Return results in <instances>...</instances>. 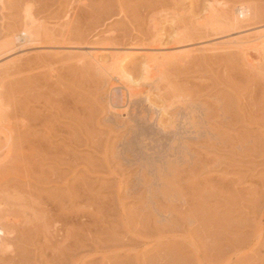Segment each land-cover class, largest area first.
Returning a JSON list of instances; mask_svg holds the SVG:
<instances>
[{
	"label": "rangeland",
	"instance_id": "1",
	"mask_svg": "<svg viewBox=\"0 0 264 264\" xmlns=\"http://www.w3.org/2000/svg\"><path fill=\"white\" fill-rule=\"evenodd\" d=\"M234 1H243L254 8L262 19L259 17L257 24L229 36L241 37L264 29V0ZM203 3L204 0H0V45L13 41L11 49H14L0 58V66L13 58L22 64L17 61L21 67L15 62L14 69L11 68L18 74L12 73L10 68L6 69L7 76L5 69L6 73H0L3 119H0V131L17 138L10 145L2 141L0 161L12 152L14 162L23 156L17 158L19 166L14 162L12 166L24 168L25 162L29 163L25 168H31L27 169L29 173L17 168V175L11 168L14 175L9 176L8 170L7 177L3 179V174L0 177V184L5 187L0 189L5 192L9 187L6 192L11 197L10 202L14 201L5 208L2 206L5 198L9 200L10 197L2 195L5 200H0V209L4 207L2 210L6 212L0 214L6 213L5 219L11 215L17 217L15 221L3 218V222H20L8 240L12 251L9 253L14 258L7 253L4 256L9 258L3 257L10 262L0 257L2 264V260L4 264H44L46 258H49L46 263L54 259L48 264H72L74 261V264H264V53L258 68L250 69L236 54L197 52L192 59L171 61L164 65L162 72L155 70L150 80L155 83L152 87V82L144 79L142 57L131 56L125 61L123 70L131 80L142 85L136 86L137 90L145 93L151 89L149 100L156 107L148 106L143 96H137L128 102L127 114L122 117L108 109L109 103L122 107V98L119 90L109 92L103 74L86 63L79 64L68 58L70 61H67L65 55L62 60L54 56L55 50L68 47L83 52L103 45H113L122 51L134 46L151 47L154 30L149 20L166 13L172 16V12L185 15L174 25L160 21L161 47L170 46L176 52L201 49L205 46L202 44L213 43L211 37L200 41L195 37L191 45L173 47L168 36L174 32H179L177 35L192 33L196 29L194 18L199 16ZM25 6L33 9V17L39 25L58 28L73 23L70 25L75 35L73 44L67 43L65 47L31 44V47L23 43L18 33ZM178 16L176 18H180ZM14 34L19 40H13ZM74 41H78L77 44ZM23 47L26 49L22 50ZM21 56L26 59L23 61ZM155 85L163 89L158 94L153 91ZM158 106L166 107L168 115H161ZM157 119L166 131L157 125ZM11 164L7 162L6 165ZM30 201L33 208L38 205L44 213L33 209L30 214ZM38 203L47 207L48 214ZM58 206H62V210L66 208L65 211ZM73 208L78 209L77 216L81 212L79 220L75 213L70 214ZM25 215L27 217L23 218ZM41 218L42 225L55 221H52L53 229L49 224L46 228L39 225ZM44 219L50 221L45 223ZM26 229L28 233L30 230V235L22 236ZM61 229L68 233L74 231L79 237L72 233V242L69 234L63 239L65 234H61ZM51 230L52 235L59 233L61 238L59 235L53 238ZM50 235L53 243L47 239ZM23 237L28 238L26 242ZM46 239L49 246L43 242ZM28 240L32 246L27 244ZM55 246L65 251L54 254Z\"/></svg>",
	"mask_w": 264,
	"mask_h": 264
},
{
	"label": "bare ground",
	"instance_id": "2",
	"mask_svg": "<svg viewBox=\"0 0 264 264\" xmlns=\"http://www.w3.org/2000/svg\"><path fill=\"white\" fill-rule=\"evenodd\" d=\"M183 1V0H182ZM233 2H227V1H225V0H204V3H203V5H201L202 6V8L200 7V11L198 12L199 13V16H195L196 18H194L195 19V21H194V23H195V27H196V29L192 32V33H187L186 35H184V33H183V35H177V33H179V32H177V33H175L174 32V34L173 35H171V34H169L170 36H168V38L172 41V46L173 45H180L181 46V44H184V45H191V43L193 42L194 43V41L196 40V38H197V40H202V39H207V38H212V44H202V45H205L204 47L202 46V48L201 49H198V50H196V48L195 49H192V50H184L183 52L181 51V49H180V51L181 52H179V51H177L176 52V50L174 49V48H170V46H169V48H168V46H167V48H165V47H161V40H162V38H163V36H162V34H160L161 32H160V30H158V26H159V24L161 23V22H163V23H168V24H170V25H174V24H177V22L181 19V18H183V15H185V14H182V13H180V14H182L181 16H180V18H176V16H178L177 14L178 13H176L175 15H173V12H172V16H171V14L170 15H168L167 13L165 14V15H163L162 17H159V18H152V19H150L149 21L151 22V24H152V29L154 30L153 31V37H154V41H153V45L151 46V47H149L148 45H146L148 48H134V47H131V49H128V50H126V51H122V49L120 50V49H117V48H114V47H116V46H114L113 47V45H112V47H110V46H105V45H103V47H99V46H101V45H98V47L99 48H94V50H93V48H92V50L91 51H88V52H83L82 50H76L75 48H72V47H68V48H64V49H59V50H55L54 52L56 53V51L58 52V53H54V52H52V53H54V56L55 57H57V56H59L60 58L63 56V55H65V60H67V58L68 59H70V60H75L76 62H78L79 64H85L86 63V65H89V67L91 66V68H94V69H96V70H98V72L99 73H101V75L103 74L105 77H102V78H105L106 80H107V82H108V88H109V92H112V91H117V90H119L120 91V93H121V98H122V107H117V106H115L113 103H109V105H108V109L112 112V113H114L115 115H117V116H119V117H122V115H124L125 113L127 114V112L125 111L126 110V106H127V104H128V102L131 100L132 101V99H134V98H136L137 96H140V97H142L143 96V100L147 103V105L148 106H150V107H152V108H155L156 106V104L154 105L152 102L150 103V100H149V94H150V90H147V92L145 91V93L142 91V90H140L139 88L142 86H139V84H138V82H134L133 80H131V78H130V76H128L127 74H125V72H124V70H123V65H124V63H125V61L127 60V59H129L131 56H140V57H142V62H141V66H142V73H143V75H144V79L145 80H153L152 79V75H153V73L155 72V70H158V71H164V70H162V68L164 67V65H166V64H168V63H171V61H177V62H179V60L181 61L182 59L183 60H187V59H189V58H194V54H196L197 52H205V53H211V54H215V55H217L218 53H227L226 55H228V53H232V54H236L242 61H240V62H243L245 65V67H248V68H250V69H257L258 68V66H259V64L261 63L260 61H261V59H262V54L264 53V29L262 28V30L260 29V30H258V31H256L255 30V32L253 31L252 32V34H249L248 32V34H246L245 33V36H238V37H232V36H229V35H232L233 33L235 34V33H237V31H242V29H245V28H248V27H251V26H253V25H255V24H257V22L258 21H260L259 19L261 18L260 17V14H258V13H256V10H254V8H252V7H250V6H247V4H244L243 3V1L241 2V1H234V0H232ZM25 2V1H24ZM193 2V1H192ZM245 2V1H244ZM33 4V3H32ZM163 4V3H162ZM173 4V3H172ZM178 4V3H177ZM177 4H175L174 6L176 7V5ZM166 5V4H165ZM36 6V5H35ZM41 6V5H40ZM69 6V5H68ZM78 6V5H77ZM86 6V5H85ZM156 6V5H155ZM26 8H24V10H23V17H22V26H21V30L19 31V33L18 34H20L21 36H22V40H23V43H27V45L29 44L30 46H31V44H33V45H36V44H41V45H47V47L50 45L51 47L53 46V45H58L59 47L60 46H64L65 44H69V43H72L73 44V42H72V40L75 38V35H73L74 33L73 32H71L70 30H74V29H70V25H73V23L72 24H70V25H66V24H63V26L62 25H59L58 26V28L56 27V28H53V27H51V28H49L48 26L46 27V26H43V24L42 25H39L38 24V22H37V20H35V18L33 17V9H32V11L30 10L31 8H27V6H25ZM34 7V6H33ZM146 7V6H145ZM159 7V6H158ZM199 7V6H198ZM255 7V6H254ZM42 8V7H41ZM73 8V7H72ZM88 8V7H87ZM178 8V7H177ZM19 9H20V7H19ZM40 9V8H39ZM145 9V8H144ZM147 9V8H146ZM149 9V8H148ZM147 9V10H148ZM174 9V8H173ZM35 10V9H34ZM80 10V9H79ZM150 10V9H149ZM177 10V9H176ZM20 11V10H19ZM152 11H153V8H152ZM121 12V11H120ZM79 13H81V11L79 12ZM83 13V12H82ZM86 13V12H85ZM164 13H165V11H164ZM169 13V12H168ZM175 13V12H174ZM186 13V12H185ZM87 14V13H86ZM188 14H189V12H188ZM77 15V14H76ZM195 15V14H194ZM38 16V15H37ZM73 16V15H72ZM155 16V15H154ZM178 16V17H179ZM189 16H192L191 15V13H190V15ZM21 17V16H20ZM74 17V16H73ZM143 17V16H142ZM148 17H150V15L148 16ZM185 17V16H184ZM260 17V18H259ZM37 18V17H36ZM69 18V17H68ZM192 18V17H191ZM39 19V18H38ZM75 19V18H74ZM73 18H72V20H74ZM185 19H186V17H185ZM190 19V18H189ZM262 19V18H261ZM141 20V19H140ZM143 20H145V19H143ZM159 20V21H158ZM162 20V21H161ZM264 20V19H263ZM161 21V22H160ZM187 21V20H186ZM180 22V21H179ZM193 21H191L190 23H192ZM40 23V22H39ZM68 23V22H67ZM162 23V24H163ZM183 23V22H182ZM62 24V23H61ZM149 24V23H148ZM147 24V25H148ZM164 24V25H165ZM216 24V25H215ZM260 24H261V22H260ZM66 25V26H65ZM161 25V24H160ZM179 25V24H178ZM162 26V25H161ZM179 27V26H178ZM20 28V27H19ZM73 28V27H72ZM161 28V27H160ZM163 28V27H162ZM174 28V27H173ZM150 29V28H149ZM252 29V28H251ZM192 30V29H191ZM17 31V30H16ZM75 31H76V29H75ZM239 31V32H240ZM246 31V30H245ZM250 32V31H249ZM14 33H16V32H14ZM78 33V32H77ZM173 33V32H172ZM76 34V33H75ZM196 35V36H195ZM18 36H15V34H14V36H13V40L14 39H17V40H19L18 38H17ZM196 37V38H195ZM77 39V38H76ZM78 40V39H77ZM170 41V42H171ZM205 41V40H204ZM203 41V42H204ZM75 42V41H74ZM78 42V41H77ZM77 42H75L76 44H77ZM197 42V41H196ZM192 43V44H193ZM12 44H13V41H9L8 43H6L5 45H0V58L1 57H3V56H6V55H9L10 53H12V51L14 52V49L12 48L11 49V47H13L12 46ZM26 45V44H25ZM26 45V46H27ZM170 45H171V43H170ZM20 46V45H19ZM62 46V47H63ZM69 46V45H68ZM163 46V45H162ZM32 47V46H31ZM40 47H42V46H40ZM65 47V46H64ZM67 47V46H66ZM174 47V46H173ZM176 47V46H175ZM185 47V46H184ZM118 48H119V46H118ZM188 48H190V47H188ZM200 48V47H199ZM16 49V48H15ZM23 49H26V48H22V50ZM91 49V48H90ZM20 50V49H19ZM45 50V49H44ZM49 50V49H48ZM175 50V51H174ZM40 53H41V51H39ZM82 53V54H75V53ZM44 53V52H43ZM46 53V52H45ZM14 54H16V53H14ZM18 54V53H17ZM199 54V53H198ZM202 54V53H201ZM42 55V54H41ZM40 55V56H41ZM50 55V54H49ZM205 55V54H204ZM212 55V56H213ZM230 56H231V54H229ZM43 56V55H42ZM41 56V57H42ZM46 56H48V54L46 55ZM51 56V55H50ZM53 56V55H52ZM67 56V57H66ZM199 56V55H198ZM232 56H234V55H232ZM11 57V56H10ZM10 57H8V59L10 58ZM24 57H26V54H25V56ZM24 57H22L21 56V58L20 59H22L23 60V58ZM197 57V56H196ZM59 58V59H60ZM191 58V59H192ZM14 59V58H13ZM10 59V61L8 62L7 61V64H5V65H1L0 66V73L1 72H8L7 74H5L6 76L9 74V71H7L9 68V70H11L12 71V73L14 72V74H18L19 72L18 71H16V72H18V73H15V70L13 71L12 69H14L13 67H15V66H13V65H15V62H16V64L19 62L18 60V62L17 61H15L16 59ZM19 59V60H20ZM24 59H26V58H24ZM28 59V58H27ZM64 59V58H63ZM4 60H7V59H4ZM12 60V61H11ZM55 60V59H54ZM57 60H58V58H57ZM61 60H62V58H61ZM64 60V61H65ZM70 60H67V61H70ZM182 60V61H183ZM24 61V60H23ZM181 61V62H182ZM21 62V61H20ZM19 62V63H20ZM75 62V63H76ZM181 62H180V64H181ZM18 63V65H19V67H21L20 66V64ZM88 63V64H87ZM71 64H72V61H71ZM74 64V63H73ZM173 64V63H172ZM171 64V65H172ZM175 64H178V63H175ZM22 65V64H21ZM76 65V64H75ZM170 65V64H169ZM13 66V67H12ZM73 66V65H72ZM167 66V65H166ZM264 66V65H263ZM18 67V66H17ZM18 67V69H20ZM73 67H75V66H73ZM78 67V66H77ZM83 67V66H82ZM8 68V69H7ZM12 68V69H11ZM87 68V67H86ZM5 69V71H3ZM7 69V70H6ZM15 69H17V68H15ZM246 69V68H245ZM50 70H53V69H50ZM5 72V73H6ZM97 72V71H96ZM251 72V71H250ZM11 73V74H12ZM4 74V73H3ZM99 75V74H98ZM9 76H11V75H9ZM8 76V77H9ZM49 76V75H48ZM31 77V76H30ZM2 78V77H1ZM0 78V79H1ZM32 78V77H31ZM140 78H142V77H140ZM3 79H5V78H3ZM54 80V79H53ZM139 80V79H138ZM146 81V82H147ZM147 82V83H150V82H152V81H150V82ZM141 82V81H140ZM145 82V83H146ZM144 83V84H145ZM146 83V84H147ZM160 83V82H159ZM152 84H155V83H151V87H152ZM15 85V83L13 84V85H11V88H12V86H14ZM150 85V84H149ZM156 85H160V84H157L156 83ZM154 86V90L153 91H156V94H158L159 92H161L162 90H161V88H159V87H157V86ZM4 86V85H3ZM136 86L138 87L139 86V90H137V88H136ZM2 87V86H1ZM10 87V86H9ZM162 87V86H161ZM136 88V89H135ZM145 88H146V85H145ZM144 88V89H145ZM1 90V89H0ZM3 90V89H2ZM10 90H12V89H10ZM12 91H14V88H13V90ZM165 91V90H164ZM11 92V91H10ZM8 94H9V92H8ZM160 96V95H159ZM0 98H2V97H0ZM139 98V97H138ZM2 100V99H1ZM138 100V99H137ZM164 100V99H163ZM108 102V101H107ZM153 104V105H152ZM161 104H164V103H161ZM172 104V103H171ZM121 105H119V106H121ZM167 105V104H166ZM202 105V104H201ZM153 106H155V107H153ZM158 107H160V106H158ZM172 107V106H171ZM128 108V107H127ZM151 108V109H152ZM170 108V107H169ZM168 107H167V109H169ZM1 109V108H0ZM186 109V108H185ZM157 110L159 111V113L161 114V115H163V114H167L168 115V110H166V107H160V108H157ZM184 110V109H183ZM157 111V112H158ZM4 112V111H3ZM6 112V111H5ZM4 112V113H5ZM59 112V111H58ZM170 112V111H169ZM175 112V111H174ZM173 112V113H174ZM177 112H178V110H177ZM184 112H185V110H184ZM208 111H206V113H207ZM57 113V112H56ZM110 113V112H109ZM111 113V114H112ZM64 114V113H63ZM129 114V113H128ZM171 114V113H170ZM191 114V113H190ZM166 115V116H167ZM176 116H177V114H175ZM2 115H1V110H0V119H2V117H1ZM8 116V115H7ZM61 116V115H60ZM153 116V115H152ZM4 117V116H3ZM6 117V116H5ZM56 117V116H55ZM151 117V116H150ZM160 117V116H159ZM168 117V116H167ZM173 117H174V115H173ZM192 118H193V116H191ZM204 118H205V116H204ZM49 119H51V118H48L47 120H49ZM161 119V118H160ZM170 119H174V118H170ZM3 120V119H2ZM46 120V119H45ZM55 120V119H54ZM122 120V119H121ZM158 120V119H157ZM50 121V120H49ZM150 121V120H149ZM161 121V120H160ZM175 121V120H174ZM1 122V121H0ZM51 122H52V120H51ZM153 122V121H152ZM8 123V122H7ZM156 123H158L157 125H159L160 126V128H161V122H160V124H159V120L158 121H156ZM170 123V122H169ZM174 123V122H173ZM191 123H193L192 121H191ZM189 124H190V122H189ZM170 125V124H169ZM168 125V126H169ZM163 128V127H162ZM161 128V129H162ZM171 128H172V126H171ZM11 129V128H10ZM164 129V128H163ZM163 129H162V131H163ZM166 130H167V128H166ZM165 129H164V131H166ZM172 130V129H171ZM49 131V130H48ZM174 131V130H173ZM7 132V131H6ZM48 133V132H47ZM50 133V132H49ZM175 133V132H174ZM47 135H49V134H47ZM3 139V140H2ZM13 139H17V138H15V136H13L11 133L10 134H6V133H4L3 131H0V145H2V141H4L3 143L5 144V145H10L11 144V142H13L14 140ZM16 143V142H15ZM14 143V144H15ZM21 143V142H20ZM30 143V142H29ZM3 146V145H2ZM2 146H0V148L2 147ZM11 148V147H10ZM2 149V148H1ZM12 149H14V148H12ZM10 150V149H9ZM11 151V150H10ZM13 151V150H12ZM42 152V151H41ZM10 153H12V152H9V153H7L8 155L6 156H4L5 158H3V160L2 161H0L1 163L3 162V163H5L6 161L8 162V164L10 163H12V164H14L15 163V165L16 164H18V166H19V163L17 162V160L18 159H21V158H23V156L22 157H17V155L16 156H14V157H17L16 158V162H14V160H12V156H11V154ZM20 155V154H19ZM21 156V155H20ZM1 157V156H0ZM40 157V156H39ZM11 158V159H10ZM10 159V161L12 160V162H10V161H8ZM26 159V158H25ZM20 161V160H19ZM22 161V160H21ZM7 162H6V164H7ZM14 162V163H13ZM0 163V168H1V173H0V177H1V175L3 174V179L5 178V177H7L6 175H7V173H8V170L11 172H9L8 173V175L10 176V175H12L13 173L15 174V175H17L18 173H19V170L17 169V168H19L20 170H21V172H22V170H23V172L25 173V172H27V169H29V168H25L26 166L25 165H27V164H29V163H26L25 164V162H24V168H25V171H24V168L23 167H18V166H15V165H13L12 166V164L11 165H6V164H1ZM23 164V163H22ZM22 164H20V165H22ZM2 165H4V167L2 168ZM10 166H12V167H10ZM27 166H29V165H27ZM35 166V165H34ZM13 167H15V168H13ZM37 167V166H36ZM9 168V169H8ZM11 168H12V170L14 171L13 173H12V170H11ZM39 168V167H38ZM6 169V170H5ZM18 170V171H17ZM30 170H31V168H30ZM2 171L4 172V173H2ZM29 171V170H28ZM43 171V170H42ZM18 172V173H17ZM39 172V171H38ZM27 173H29V172H27ZM26 173V174H27ZM40 173V172H39ZM13 174V175H14ZM42 174V173H41ZM31 175V174H30ZM8 176V177H9ZM24 176V175H23ZM43 176V175H42ZM48 176H49V174H48ZM55 176V175H54ZM1 177V178H2ZM45 177V176H44ZM47 177V176H46ZM51 177V176H50ZM37 178H39L38 179V181L40 180L41 181V176H38ZM44 178H42V180H43ZM46 179V178H45ZM49 179H51V178H49ZM1 180V179H0ZM8 181H9V179H7ZM11 180V179H10ZM53 180V179H52ZM6 181V180H5ZM50 181V180H49ZM56 181V180H55ZM77 181V180H76ZM145 181V180H144ZM14 182V181H13ZM45 182V184L47 183L46 181H44ZM57 182V181H56ZM27 183H28V181H27ZM40 183V182H39ZM42 183V185L44 184L43 182H41ZM49 183V182H48ZM55 183V182H54ZM145 183H146V181H145ZM5 184H6V182H5ZM50 184V183H49ZM9 185V184H8ZM2 186V187H1ZM6 186V185H5ZM9 186H11V184L9 185ZM16 186V185H15ZM25 186V185H24ZM29 186V185H28ZM30 186H31V184H30ZM53 186V185H52ZM77 186V185H76ZM27 187V186H26ZM39 187V186H38ZM55 187V186H54ZM63 187H64V185H63ZM78 187V186H77ZM76 187V188H77ZM0 188H4L5 189V187H3V185H1L0 184ZM9 188V187H8ZM7 187H6V190H5V192H3V190L2 189H0V197H2V198H0V200L1 199H4L5 197H8L9 195L7 194V189H8ZM25 188V187H24ZM28 188V187H27ZM26 188V189H27ZM43 188V187H42ZM67 188V187H66ZM73 189V188H72ZM13 190V189H12ZM12 190L10 191V194H11V192H12ZM74 190H76V189H74ZM2 191V192H1ZM17 190H15V192H16ZM19 191V190H18ZM31 191V190H30ZM34 191V190H33ZM21 192V191H20ZM38 192V191H37ZM60 193H61V190L59 191ZM4 193V194H3ZM9 193V192H8ZM18 193V192H17ZM64 193V192H63ZM7 194V195H6ZM24 194V193H23ZM68 194V193H67ZM5 196V197H3V196ZM73 195H74V193H73ZM72 195V196H73ZM33 196H35V195H33ZM65 196V195H64ZM67 196V195H66ZM77 196V195H76ZM10 197V196H9ZM30 197V196H29ZM63 197V196H62ZM20 198V197H19ZM35 198V197H34ZM41 198V197H40ZM43 198V197H42ZM51 199H53L54 197H50ZM60 198V197H59ZM64 198V197H63ZM76 198V197H75ZM74 198V199H75ZM6 199V200H5ZM4 200H5V203H3V205L2 206H4L5 205V208H6V205H8V204H13L14 203V201H13V203H11L10 202V199H11V197L9 198V200H8V198H5ZM22 199H24V198H22ZM27 199V198H26ZM44 199H45V197H44ZM51 199H48L49 201L51 200ZM55 199V198H54ZM66 199V198H65ZM68 199H69V197H68ZM4 200L2 201V202H4ZM30 200V199H29ZM38 200V199H37ZM57 200V199H56ZM73 200V199H72ZM80 200V199H79ZM10 203H9V202ZM18 201V200H17ZM28 201V200H27ZM66 201V200H65ZM69 201V200H68ZM77 201V200H76ZM76 201H74L75 203H76ZM6 202H8V203H6ZM34 202H36V204H37V201H34ZM43 202V201H42ZM52 202V201H51ZM56 202V201H55ZM61 202V201H60ZM59 202V203H60ZM79 202V201H78ZM29 203H31V201L29 202ZM28 203V204H29ZM44 203V202H43ZM58 203V202H57ZM70 203V202H69ZM73 203V202H72ZM33 203H31V204H29L30 206L32 205ZM39 204V203H38ZM24 205V204H23ZM27 205V204H26ZM26 205H24V206H26ZM59 205V204H58ZM60 205H62V203L60 204ZM76 205V204H75ZM78 205V204H77ZM76 205V206H77ZM1 206V207H2ZM39 206H40V209H42V208H44V210L45 209H47V207L45 208L44 206H41L40 204H39ZM49 206V205H48ZM62 206H64V205H62ZM62 206H60L61 208H63ZM69 206V205H68ZM71 206V205H70ZM72 206H74V203H73V205ZM71 206V207H72ZM76 206H75V208H76ZM32 207V206H31ZM31 207L30 208H28L29 209V212H30V214L32 213V212H34V211H31V210H33V209H37L38 210V212L39 211H42L43 212V209L42 210H39V207H38V205L37 206H35L34 205V208L32 207V209H31ZM36 207H38V208H36ZM59 207V206H58ZM57 207V208H58ZM59 207V209H61ZM80 206H78V208H79ZM4 207H2V209H3ZM18 208H20V207H18ZM25 208V207H24ZM27 208V207H26ZM2 209H0V213H1V211H3ZM65 209L66 208H64V210H62V212L63 211H65ZM68 209V208H67ZM71 210H72V208H70ZM7 210V209H6ZM21 210V209H20ZM49 210V209H48ZM50 210H52V209H50ZM57 210V209H56ZM73 210L75 211H69V212H72V213H70V214H74V215H76V210H77V212H78V209H74L73 208ZM16 210L14 209V212H15ZM60 211V210H59ZM59 211H56L57 213L59 212ZM66 211H68V210H66ZM3 212H6V211H3ZM2 212V213H3ZM35 212H37V211H35ZM45 214H48L47 213V211L45 210ZM61 212V211H60ZM58 213L59 215H62L61 213ZM7 213H8V211H7ZM41 213V212H40ZM44 213V212H43ZM42 213V214H43ZM52 213V212H51ZM50 213V214H51ZM57 213H55L56 215H57ZM4 214H5V216L7 215L6 213H3V214H0V217H2V218H0V257L2 258L4 255H6L7 253H8V255L7 256H10V257H12V259L14 258L12 255H10V253L12 252L11 250H10V247H9V243H8V240L10 239L11 240V235H12V232H13V230L15 231V229L17 228V225L16 224H20V222H18V223H12L13 221H15L16 220V218L17 217H14V216H12L11 215V213L9 214V215H11V217L10 216H7L6 217V219H5V217H4ZM19 214V213H18ZM24 214V213H23ZM28 214L29 213H27V216H28ZM33 214V213H32ZM49 214V215H50ZM65 214H66V212L64 213V217H65ZM69 214V213H68ZM79 214L81 215V212H79ZM78 214V215H79ZM16 215V214H15ZM38 215V214H37ZM55 215V217L56 218H58L57 216ZM72 216V218L73 217H75V216ZM80 215L79 216H77L76 215V218L77 217H80ZM17 216V215H16ZM21 216H23V215H21ZM20 216V219L22 220L23 218H25V217H27L26 215L22 218ZM31 216V215H30ZM32 216H34V215H32ZM36 216V215H35ZM34 216V217H35ZM42 216V215H41ZM44 216V215H43ZM53 217H54V212H53V215H52ZM70 216V215H69ZM68 216V217H69ZM82 216H83V214H82ZM169 216V215H168ZM10 218L11 220H13L12 222L11 221H5V222H3V218H4V220H8L7 218ZM33 217V218H34ZM37 217V216H36ZM52 217V218H53ZM60 217H62V216H60ZM59 217V218H60ZM13 218H15V219H13ZM42 218H44V217H42ZM42 218L39 220V223H41V224H39V225H42V222H40L41 220H42ZM47 218V217H46ZM50 218H51V216H50ZM49 218V219H50ZM51 218V219H52ZM63 218V217H62ZM61 218V219H62ZM66 218V217H65ZM81 218V217H80ZM80 218H77L78 220L80 219ZM167 218V217H166ZM1 219H2V221H1ZM30 219V218H29ZM49 219H44L45 220V223H46V221H48ZM55 219V218H54ZM61 219H58V220H60L59 221V223L61 222ZM74 219V218H73ZM76 219V220H77ZM165 219V218H164ZM56 221H57V219H55ZM20 221V220H19ZM22 221H26L25 219L24 220H22ZM30 221H31V219H30ZM50 221V220H49ZM52 221L53 220H51L50 222H51V224H49L48 222L46 223L48 226H50L51 227V229H53V227H52ZM63 221H64V218H63ZM17 222V221H16ZM28 221H26V223H27ZM53 222H55V221H53ZM66 222H67V219H66ZM71 222V221H70ZM79 222H81V221H79ZM79 222H77V223H79ZM25 223V224H26ZM34 223V222H33ZM32 223V224H33ZM57 223V222H56ZM65 223V222H64ZM76 223V224H77ZM21 224H23L22 222H21ZM27 224H29V222L27 223ZM35 224H37V223H35ZM34 224V225H35ZM46 224H44L43 223V225H45V228H46ZM63 224V223H62ZM67 224H70V223H67ZM67 224L66 225H64V226H67ZM74 224H75V222H74ZM79 224H82V223H79ZM13 225V226H12ZM16 225V226H15ZM31 225V224H30ZM39 225H37L38 227H39ZM42 225V226H43ZM15 226V227H14ZM20 226L21 225H18V227L20 228ZM24 226H26V225H24ZM33 226V225H32ZM36 226V225H35ZM34 226V227H35ZM70 226L73 228V226L70 224ZM11 227H13L12 229H11ZM27 227V226H26ZM25 227V228H26ZM41 227V226H40ZM61 227H62V225H61ZM60 227V228H61ZM71 227H69V229L71 228ZM75 227V226H74ZM77 227H79L78 226V224H77ZM19 228H18V230H19ZM29 228V227H28ZM36 228V227H35ZM34 228V229H35ZM42 228V227H41ZM64 228H66V227H63L62 229H64ZM68 228V227H67ZM76 228V227H75ZM74 228V229H75ZM30 229V228H29ZM33 229V228H32ZM32 229H31V231H32ZM38 229V228H37ZM40 229V228H39ZM44 229V228H43ZM50 229V228H49ZM57 229V228H56ZM55 229V232L58 230H56ZM62 229H61V231H62ZM74 229H72V231L74 230ZM76 229H78V228H76ZM75 229V230H76ZM81 229H82V227H81ZM12 230V231H11ZM25 230V229H24ZM36 230V229H35ZM60 230V229H59ZM88 230V229H87ZM17 231V230H16ZM26 231L27 232H25V231H22V232H24V234L22 233V236H24V235H30L29 233H30V230H29V233H28V230L26 229ZM34 231V230H33ZM39 231V230H38ZM37 231V232H38ZM44 231V230H43ZM64 231V232H63ZM62 232H61V234L63 235V233L65 234V235H60L59 233L58 234H56V236H54V234L52 235V233H53V230H51V232H50V234L53 236V238L54 237H58V235H59V237L61 238V236H62V238L64 237L65 238V236L66 235H68L69 234V238L72 236V233H73V235H77V234H74V231L73 232H71V233H68L69 231L67 230L66 231V229L65 230H63ZM81 231V230H80ZM18 232V231H17ZM40 232H42V229H40ZM40 232H39V234H40ZM58 232V231H57ZM79 231H77V233H78ZM16 233V232H15ZM15 233H14V237H15ZM26 233H28V234H26ZM32 233V232H31ZM45 233V231L43 232V234ZM47 233V232H46ZM45 233V234H46ZM75 233H76V231H75ZM37 234V233H36ZM38 234V235H39ZM44 234V235H45ZM20 235V234H19ZM41 235H42V233H41ZM40 235V236H41ZM44 235H42V237L45 239V237L47 236V234H46V236L44 237ZM48 235H49V233H48ZM51 235L50 236H48V240L50 239V241H51ZM31 236H32V234H31ZM37 236V235H36ZM78 237H79V235H77ZM68 237V236H67ZM17 238V237H16ZM24 238V237H23ZM28 238H30V236H28ZM27 237L26 238H24V239H22V240H25V239H28ZM37 238V237H36ZM41 238V237H40ZM63 238V239H64ZM68 238V239H69ZM77 238V237H76ZM75 238V239H76ZM42 239V238H41ZM47 239L46 240H44L43 242L44 243H46V245H47ZM66 239V238H65ZM67 239V240H68ZM72 239H74V238H72ZM55 240H57V238H55ZM55 240H54V243H55ZM61 240V239H60ZM59 240V241H60ZM70 240H71V238H70ZM12 241H13V239H12ZM27 240H25V242H26ZM29 242H27V244L29 243L30 245H31V240H28ZM66 241V240H65ZM17 242V241H16ZM24 242V241H23ZM25 242H24V244H25ZM52 242V241H51ZM50 242V243H51ZM61 242V244L63 243L62 241H60ZM70 242H72V240L70 241ZM33 243H34V241H33ZM39 243V242H38ZM37 243V244H38ZM44 243H43V246H42V244H41V246L42 247H45L44 246ZM53 243V242H52ZM65 243V242H64ZM17 244V243H16ZM40 244V243H39ZM56 244H57V246L58 247H60L59 246V244L60 243H57L56 242ZM55 244V245H56ZM60 244V245H61ZM13 245H15V243L13 244ZM30 245H28V246H30ZM54 245V244H53ZM52 244L50 245V246H53ZM63 245V244H62ZM70 245H71V243H70ZM72 245H73V243H72ZM71 245V246H72ZM12 246V245H11ZM18 246V245H17ZM16 246V247H17ZM32 246V245H31ZM47 246H49V245H47ZM57 246H55L56 248L55 249H57V250H55V251H51L52 253H56V251H59V248H57ZM66 246V245H65ZM73 246H75V247H72V248H76V245L74 244ZM78 246V245H77ZM13 247V246H12ZM15 247V248H16ZM64 246H62V248H63ZM67 247V246H66ZM79 247V246H78ZM32 248V247H31ZM37 248V247H36ZM47 248V247H46ZM46 248H43V251L45 252V249ZM54 248V247H53ZM61 248V249H62ZM68 248V247H67ZM19 249V248H18ZM48 249V248H47ZM50 249V248H49ZM63 249H65V248H63ZM60 250V251H65V250ZM78 249V248H77ZM50 250H52V249H50ZM69 250V249H68ZM70 250H72L71 248H70ZM69 250V251H70ZM13 251L15 252V249L13 248ZM17 251V250H16ZM42 251V250H41ZM42 251V252H43ZM59 251V253H56V254H60L61 252ZM75 251H76V249H75ZM75 251H74V253H75ZM78 251V250H77ZM10 252V253H9ZM20 252V251H19ZM24 252V251H23ZM47 252H49L48 250H47ZM67 252V251H66ZM252 252V251H251ZM50 253V252H49ZM42 253H40V255H41ZM48 254V253H47ZM65 254V253H64ZM73 254V253H72ZM251 254V253H250ZM13 255H15V254H13ZM16 255H18V254H16ZM20 255V254H19ZM22 255V254H21ZM37 255V254H36ZM40 255H39V257H40ZM53 255V254H52ZM78 254L77 253H75V255L74 256H77ZM43 257H44V253H43V255H42ZM47 256V255H46ZM54 256V255H53ZM5 257V256H4ZM3 257V258H4ZM20 257H22V256H20ZM56 257V256H55ZM54 257V258H55ZM71 257H72V255H71ZM0 258V259H1ZM5 258H9V257H5ZM4 258V259H5ZM52 258V257H51ZM50 258V259H51ZM63 258V256L61 257V259ZM73 258H75V257H73ZM79 258V257H78ZM246 258V257H245ZM7 259H5V260H7ZM47 259H49V258H46V262H47ZM56 259V258H55ZM59 260H61L60 259V257L58 258ZM57 259V260H58ZM76 259H77V257H76ZM16 261H17V258L15 259ZM19 260V259H18ZM54 259H52L51 261L50 260H48V263L50 262V263H52V261H53ZM63 260V259H62ZM70 260H71V258H70ZM79 260H81V259H79ZM8 261V260H7ZM20 261V260H19ZM56 261V260H55ZM2 262H3V264H4V261L2 260ZM6 262V261H5ZM8 262H10V261H8ZM8 262L7 263H5V264H8ZM18 262V261H17ZM22 262V261H21ZM45 262V261H44ZM45 262V263H46ZM54 262V261H53ZM63 263H65L64 261H62ZM61 262V263H62ZM75 263H76V261H74ZM74 262L72 263V264H74ZM197 262H199V261H197ZM225 262V261H224ZM0 263H1V260H0ZM14 263V262H13ZM16 263V262H15ZM14 263V264H15ZM24 263V262H23ZM44 263V264H45ZM48 263H46V264H48ZM60 262H58V264H59ZM80 263V262H79ZM222 263V262H221ZM2 264V263H1ZM16 264H18V263H16ZM21 264V263H20Z\"/></svg>",
	"mask_w": 264,
	"mask_h": 264
}]
</instances>
